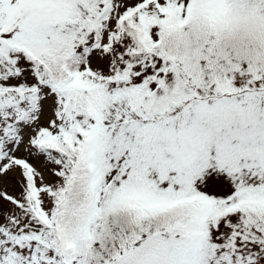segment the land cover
Wrapping results in <instances>:
<instances>
[{
    "label": "snow or ice",
    "instance_id": "snow-or-ice-1",
    "mask_svg": "<svg viewBox=\"0 0 264 264\" xmlns=\"http://www.w3.org/2000/svg\"><path fill=\"white\" fill-rule=\"evenodd\" d=\"M0 264H264V0H0Z\"/></svg>",
    "mask_w": 264,
    "mask_h": 264
}]
</instances>
